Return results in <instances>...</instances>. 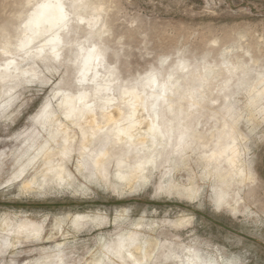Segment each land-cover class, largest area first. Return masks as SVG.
Segmentation results:
<instances>
[{"label":"rangeland","instance_id":"1","mask_svg":"<svg viewBox=\"0 0 264 264\" xmlns=\"http://www.w3.org/2000/svg\"><path fill=\"white\" fill-rule=\"evenodd\" d=\"M47 1L0 0V70L10 62L9 58L21 61L23 53L14 44L26 35L20 31L25 29L28 16ZM80 2L78 5L64 0L66 11L71 14L67 29L76 30L73 35L83 49L93 44L101 49L105 66L115 79L117 98L120 88L139 87L140 80L153 72L163 78L179 62L188 65L173 98L177 99L176 112L180 105L188 106L186 100H197L191 109L194 114L191 112L190 119H186L189 128H196L198 134L189 138L184 159L172 157V168L185 165L182 170L176 168L175 173L165 174L168 164L164 163V153L165 159L160 160L163 167L157 161L145 172V180H135L131 186L115 182L116 190L108 189L93 177V172L82 176L76 171L79 158L75 150L81 140H89V132L60 114L62 93L78 88L75 78L83 54L73 46L59 60L30 56L20 67L34 69L38 78L0 84V222H31L37 225L35 232L40 239L24 238L12 250L4 244L0 264H44L47 255L59 256L52 257L53 263L92 264L96 257H102L104 246L119 234H136L139 242H146L145 258L135 257L138 264H185L188 251L200 256V261L223 257L233 264H264V111L254 113L252 122H247L244 91L255 81L256 74L264 71V0ZM84 6L89 8L83 10ZM98 7L102 11L97 12ZM73 10H82L84 21L72 16ZM90 29L103 33L96 35ZM4 43H9L6 52ZM208 68L214 74L200 90L199 82ZM190 90L195 96L189 99L185 95ZM48 104L67 130L66 139L59 135L58 140L48 142L51 155L58 159L66 144L72 142L73 152L63 154L66 171L62 177L67 186L58 187L57 180L51 182V172L47 180L36 181V189L42 191L22 194L20 181L12 186L7 183L21 164L12 166V162L28 151V144L42 143L44 134L35 121ZM237 117L240 118L234 137L238 139L246 173L232 183L231 192L228 190L225 197L228 203H239L237 211H232L216 204L211 187L217 189L218 185L200 175L203 154L217 150L216 136L223 121L231 123ZM38 163L41 165L40 160ZM30 176L29 173L28 180ZM190 178L197 180V187L204 186L197 201L181 200L167 192L170 180L177 179L185 186ZM74 214L104 217L107 221L96 227L81 224L74 229L69 218ZM186 215L192 217L191 224L185 222ZM61 220L62 230L58 231L56 224ZM132 262L128 259L126 264Z\"/></svg>","mask_w":264,"mask_h":264},{"label":"bare ground","instance_id":"2","mask_svg":"<svg viewBox=\"0 0 264 264\" xmlns=\"http://www.w3.org/2000/svg\"><path fill=\"white\" fill-rule=\"evenodd\" d=\"M72 1L73 4L80 2V0ZM79 8L81 9V7ZM85 8L89 7L84 6L83 10ZM81 11L73 10L72 16L83 20ZM96 11L100 12L102 9L98 7ZM69 14L66 11L64 0H48L38 6L32 15L28 14L26 24L24 22L25 29L20 31V33L25 32L26 35L14 44L17 51L21 50L23 53L22 59L18 61L19 59L9 58L10 62L4 63L5 66L2 64L4 68L0 70V84L8 81L14 82L20 78H38L39 74L34 69L23 70L20 67L21 62L27 58L30 60V56L59 60L64 52L68 53L73 46H77L80 53L83 54L77 66L78 76L75 78L78 88L73 92L65 91L62 93L64 101L60 107V114H63L70 121L85 126L89 132V140H81L80 146L75 150L79 158L76 171L82 176L93 172V177L100 184L108 189L116 190V183L131 186L135 180H145L148 177L145 172L152 169L157 161L161 162L164 153H167L164 163L168 164L165 174L170 171L175 173L176 168L177 171L185 168V165L172 168L171 163L174 160L172 158L174 155L181 159L186 157L188 143L190 142L189 138H195L198 134L196 128H189L186 119H190L191 109L198 104L197 100H186L188 106L185 108L180 105L176 112L175 103L177 99L173 98V95L178 92L179 80L184 77L183 73L188 69V65L179 62L163 78L153 72L140 80L139 87L123 86V88H120L119 85L120 93L117 98L114 95L115 79L105 66L106 62L101 49L95 44L83 49L78 44L73 35L76 30L67 29L71 15ZM92 30L94 29H90V31ZM94 33L101 35L103 32L94 30ZM8 45L9 43H4L3 52H6ZM227 63L228 61L225 62V65H228ZM261 71L256 74L252 85L244 88L247 96L245 107H248L249 113L248 120H246L250 123L254 113L264 111L262 106L264 102V71ZM206 73V77L204 76V79L199 82L200 90H203L208 78L214 74V71L208 68ZM9 90L12 91V89ZM185 96L190 99L194 98L195 95L190 90ZM55 113L50 110L49 104L42 108L39 118H36L37 121L35 122L39 124L41 132L44 134L41 136L43 145L42 143L38 145L28 144V151L12 162V166L19 162L21 164L8 178L7 183L12 186L20 181L19 191L22 194H33L42 191L43 189H36V181L40 178L44 181L47 180L51 172L53 173L52 179H50L51 182L57 180L58 187L67 186L63 184L65 179L62 177L65 176L66 171L63 166V154L73 152L72 142L66 144L63 151L59 153L58 159L51 155L47 145L49 141L58 140L59 135H63L60 139H66L67 130L58 121L59 114L54 115ZM173 117L174 119H172ZM239 118L237 117L231 123L226 120L223 121L218 136H216L217 150L212 149L210 153L203 154L204 164L200 175L205 181L209 180L213 185H218L217 189L211 187L215 193L216 200H214L216 204L220 206L221 203L222 206L227 207L226 209L232 208V211L236 210V205L239 203L236 201H233V204L228 203L225 197L228 190L231 192L232 183L240 181L246 173V170L242 167L243 162L237 145L238 139L236 140L234 137ZM134 136L136 138L132 139ZM132 141H135V143H132ZM97 145L99 147L96 149L95 146ZM165 158H162V160ZM41 159L43 160L41 161ZM39 160L41 165L38 163ZM161 164L163 163H159V166L163 167ZM29 173L31 176L28 180ZM177 181V179L170 180L167 192L173 193L181 200L197 201L204 186L197 187L198 182L195 178L188 179L185 186ZM230 200L232 201V199ZM238 207L237 209H239ZM216 208L218 209L217 206ZM122 209L126 211L125 208ZM69 218L74 229H77L81 224L96 227L107 221L104 217L99 218L88 214H74ZM184 219L185 217H183ZM186 221L191 224L192 217L188 216L187 220L185 219ZM24 223L15 224L8 222V220L0 222V255L4 244L6 245L5 248L10 247L12 250L21 244L24 238L40 239V235L35 232L37 225L31 222ZM62 223L61 220L56 224L59 227L58 231L62 230ZM139 237L136 234H119L116 237L117 239L104 246V254L102 257H96L92 264H126L128 259L134 261L133 264L140 263L135 257L137 255L145 256L143 251L146 242L143 241L142 243L140 241L141 244ZM188 252L185 264H233L223 257L219 260L216 258L209 261H200V256ZM52 257L59 256L47 255L43 263L50 264L53 260ZM59 259L57 258L58 261ZM59 263L52 262V264Z\"/></svg>","mask_w":264,"mask_h":264}]
</instances>
